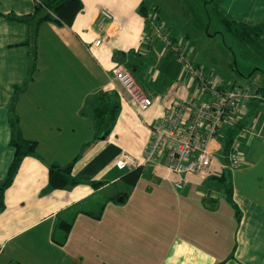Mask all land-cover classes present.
Listing matches in <instances>:
<instances>
[{
  "label": "crops",
  "instance_id": "0c3cea01",
  "mask_svg": "<svg viewBox=\"0 0 264 264\" xmlns=\"http://www.w3.org/2000/svg\"><path fill=\"white\" fill-rule=\"evenodd\" d=\"M46 1L0 0V181L15 156V115L24 138L39 144L5 195L0 264H264V104L247 101L237 112L247 125L236 138L242 166L231 167L219 139L212 174L190 176L185 189L176 188L179 177L164 156L157 165L139 166L142 177L131 185L127 177L134 170H118L117 159L128 154L142 161L152 128L176 100L214 102L200 94L162 32L189 51L192 41L179 37L154 5L152 26L140 13L148 0H83L71 27L46 22L36 43L27 44L36 23L29 27L5 16L33 15ZM219 8L232 20L264 25V0H222ZM105 11L111 19H102ZM196 63L220 87L238 86H222ZM116 66L132 71L152 101L148 110L122 96L113 81ZM258 72L247 88L260 85V78L264 83ZM98 106L118 110L113 131L102 138L92 115ZM75 158L73 176L82 183L47 192L50 165ZM223 174L230 176L238 215L217 181ZM100 198L108 202L104 209L96 205ZM63 222L72 224L69 231Z\"/></svg>",
  "mask_w": 264,
  "mask_h": 264
},
{
  "label": "built area",
  "instance_id": "2783aa9c",
  "mask_svg": "<svg viewBox=\"0 0 264 264\" xmlns=\"http://www.w3.org/2000/svg\"><path fill=\"white\" fill-rule=\"evenodd\" d=\"M151 11L147 20L157 25V19ZM103 20L111 19L108 12L101 15ZM163 30L160 26L158 30ZM161 30V32H162ZM167 47L177 52L179 61L185 68L186 75L200 90V94H209L214 99L211 105H199L192 98L178 99L176 105L165 112L152 128V140L147 147L144 159H138L123 154L116 161L120 171L135 170L141 165H157L161 156L168 160V169L177 175L176 188L185 189L189 184L190 176L207 177L212 173V166L217 149L216 141L223 138L222 130L237 125L239 119L237 112L240 106L252 100H264L259 85L250 88L220 87L205 70L196 63L194 50H187L179 43L174 45L169 35L162 32ZM101 41L96 43L97 46ZM113 81L121 87V94L126 101L138 108L139 111L148 110L152 101L143 91L131 72L120 66L113 69ZM239 141L231 146L228 161L231 167L238 168L244 164L239 151Z\"/></svg>",
  "mask_w": 264,
  "mask_h": 264
},
{
  "label": "trees",
  "instance_id": "16d2710c",
  "mask_svg": "<svg viewBox=\"0 0 264 264\" xmlns=\"http://www.w3.org/2000/svg\"><path fill=\"white\" fill-rule=\"evenodd\" d=\"M219 1L220 0H209L206 3L209 4L213 2L216 4V6H214L215 10L213 13L216 15V20L218 21L222 34H226L232 39L239 49L240 56H242L246 61L252 63L264 62V25H250L230 19L221 12L218 6ZM146 2L141 6L140 13L147 18L151 11L157 9L153 7L151 8ZM83 9V0H47L45 3L38 4L36 6L35 13L33 15L19 17L14 14H9L5 17L10 21L26 23L29 25V27L31 23L35 22L37 29L34 33H30V37L27 42V44L29 42L34 44L37 41L36 38L38 36V29L40 25L46 22H53L60 26L71 27ZM210 13L211 12L208 13L209 16ZM36 69L37 52H34L31 59L32 75ZM257 71L264 73V71L261 69H257ZM21 88H17L16 92H18ZM259 92L262 94L264 93V83L262 86H260ZM92 115L97 122L96 127L97 131H99L97 133H100L99 138H102L113 131V127L118 116V110H115L113 107L109 108V110H105V108L98 106L92 110ZM11 126L13 130L11 146L15 150V156L6 178L0 181V213L5 210L6 192L14 184L23 161L27 157L35 156L39 146L37 142L24 138L22 131L19 128V117L17 115L11 119ZM246 127V122H238L237 125L230 128H224L222 130L223 152L225 155H229L231 146L236 140L238 133L242 132L244 129H246ZM76 160L77 158L73 159L65 166H59L55 164L50 165L47 192L54 190H64L65 188L75 187L82 183L73 176V168L75 166ZM141 177L142 169L139 167L130 173V175L127 177V181H129L131 185H134L141 179ZM217 181L223 185V193L226 201L236 210V215H238V210L233 201V188L230 176L228 174H223L217 179ZM93 185L95 187H101L104 184L101 182H96ZM63 227L69 231L72 227V224L66 223L63 224Z\"/></svg>",
  "mask_w": 264,
  "mask_h": 264
},
{
  "label": "rangeland",
  "instance_id": "374dc122",
  "mask_svg": "<svg viewBox=\"0 0 264 264\" xmlns=\"http://www.w3.org/2000/svg\"><path fill=\"white\" fill-rule=\"evenodd\" d=\"M208 1L148 0L146 3L148 6H156L160 16L170 19L171 28L180 31L179 37H187L192 41L194 46L192 49L197 51L196 61L204 66L208 70L207 73L214 76L217 82L222 86L232 82L240 87H247L251 82V76L260 74L257 69L264 71V62L252 63L240 56L237 45L228 35L222 34L216 15L213 13L216 4L213 2L207 4L206 2ZM221 1L218 2V6ZM209 12H211L212 20L208 14ZM258 81L260 85H263L261 78ZM262 96H264V93ZM255 101L264 104V100ZM41 115H43V108H41ZM47 117L51 123L57 124L54 118L50 119V116ZM107 203L104 198H100L96 205L104 209ZM112 206L116 207L114 204ZM100 216L101 214H98L96 217L99 218ZM63 224L65 222L61 223V227Z\"/></svg>",
  "mask_w": 264,
  "mask_h": 264
}]
</instances>
